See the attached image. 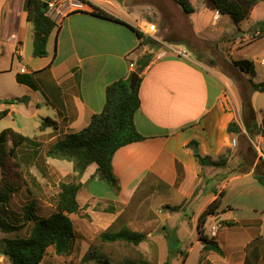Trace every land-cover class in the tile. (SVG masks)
<instances>
[{"label":"crops","instance_id":"0c3cea01","mask_svg":"<svg viewBox=\"0 0 264 264\" xmlns=\"http://www.w3.org/2000/svg\"><path fill=\"white\" fill-rule=\"evenodd\" d=\"M83 1L132 27L144 28L137 25L136 11H131L125 5L127 0ZM23 4L24 0H0V66L2 63L9 66V69H0V76L4 73L11 75L8 78L0 77V88L8 79L18 90L17 93L6 92L9 99L22 96L26 102L34 103V114H41L40 124L33 136L23 135L19 129H11L38 144L37 156L34 155L33 146L22 148L21 159L30 175L35 177L33 168L42 159L46 174H54L62 180L72 177L73 165L68 161L47 158V147L59 138L85 128L91 116L102 110L106 86L127 77L133 70L128 60L135 65L147 49L137 50L138 41L130 29L92 16L91 7L83 3L86 6L84 10L71 11L54 20L57 27L47 39L46 56L34 58L32 25L27 21ZM197 35L203 36L199 31ZM236 44L230 40L224 42L223 54L228 64L238 61L232 59ZM261 60L252 61L255 75L250 79L240 72L231 75L217 67H206L191 57L183 59L165 51L155 54L139 75L140 108L134 115V124L144 140L121 147L112 158L119 193L97 195L86 187L96 170V165L92 164L80 177L83 187L77 194L78 205L94 207L109 202L111 211L108 214L118 216L148 174L171 192L183 198L191 197L200 182L198 174L204 171L209 179L214 169L200 168L193 150L197 148L201 157L208 156L217 161L220 151L230 143L227 126L235 122L240 133L234 135L237 137L234 146L241 150L240 140L246 136L256 151V157L251 161L249 170L220 179L219 189H212L210 200H220L214 219L231 221L229 226L214 227L210 234L223 254L217 258L211 256L214 252H203L198 234L194 243L187 248L189 252L197 249V264H264V187L253 178L257 160H264V130L261 127L264 116L259 118L256 112L260 108L257 107V99L264 93H250V105L254 112L252 121L242 115L238 93V84H249V79L253 83L264 80ZM21 67H24V72H20ZM18 93L21 95H15ZM220 99L227 103L225 110L218 106ZM1 105L7 112L6 116L16 112L12 104L9 108ZM44 119L51 120L55 126L40 129ZM257 132V145H254L252 140ZM192 141L197 146L189 148L187 145ZM234 161L237 167L243 164L240 155L234 156ZM80 193L82 203L78 201ZM219 193H222L221 197ZM226 213L229 216L227 219L220 215ZM197 223L198 220L196 227ZM235 227L240 228L237 229L239 232L230 240V246L228 240H223V244L227 245L224 248L219 239L220 233ZM189 252H186V257Z\"/></svg>","mask_w":264,"mask_h":264},{"label":"rangeland","instance_id":"374dc122","mask_svg":"<svg viewBox=\"0 0 264 264\" xmlns=\"http://www.w3.org/2000/svg\"><path fill=\"white\" fill-rule=\"evenodd\" d=\"M189 1L195 11L191 16L183 14L172 0L126 1L125 5L131 11H136L138 26L145 28L149 24L155 25L157 29L154 37L159 48L151 52L148 49L146 53L150 52L154 56L162 51L173 53L172 50L184 49L189 55L188 58L191 57L206 67H217L231 75L238 71L224 59L222 48L224 42L230 40L237 43L235 46L237 49L233 51V60L260 62L264 58V2L256 0L257 3L250 7L247 18L240 25L235 26L228 16H220L215 20L214 11L206 7L203 0ZM241 6L244 9L249 8L247 3L241 2ZM100 7L107 8L105 5ZM198 31L203 36L197 35ZM8 67L2 63L0 69H9ZM1 76L8 78L11 75L4 73ZM1 86L0 103L8 108L12 104L16 112L0 120V132L4 129L15 128L19 129L23 135L33 136L41 121V114H34V103L26 102V98L24 102L9 99L6 92L17 93L18 90L17 86H12L8 79ZM238 93L241 101L246 99L250 93L249 84L246 82L238 84ZM257 107H260L256 110L257 116L262 118L264 116V94L258 97ZM226 132L230 137V143L223 147L217 159H224L226 164L223 167H213L210 174L212 178L209 179L205 177L204 171L200 172L198 174L200 182L191 197L183 198L171 192L164 185L154 182L151 185L139 187L126 207H122L123 210L118 216L108 214L111 211L109 202L96 204L94 207L88 204L79 206V212L70 217L75 236L69 253L56 256L53 249L48 248L41 264H123L139 260L150 264H197L199 259L197 249L193 248L189 252L187 246L194 243L196 239V222L203 212L202 209L212 202L210 200L212 189L218 190L219 180L235 174L238 169L240 171L249 170L247 165H251V161L255 159L251 153L254 148L246 136L244 140H240L241 150H237L235 147L237 137L231 136L227 130ZM256 135L252 140L254 145H257L259 132ZM233 140L235 146L232 145ZM23 150L19 149L14 154V161L6 162L5 169L0 167V185L10 183L19 188L7 204H0V219L19 229L9 233L0 232V240L27 238L33 223L25 221L24 214L27 212L25 208L33 207L32 211H28V217L30 213L37 218L49 216L55 210L59 183L71 181L70 176L59 180L54 174H46V170L42 175L37 167L33 168L35 174L33 177L21 159ZM236 155H240L243 159L240 167H237L234 161ZM21 165L24 172H27L22 173ZM1 174L4 176L1 177ZM86 187L97 195L112 192L107 183L98 179L88 182ZM78 201L82 203L81 193L78 195ZM166 205H179L181 209L170 212L164 208ZM220 215L225 219L229 217L227 213ZM230 223L231 221L222 222L210 216L205 221L203 232L210 238L214 227L229 226ZM121 227L143 233L146 238L137 246L124 242L103 243L100 241L99 236L102 232L109 229L116 231ZM237 229L240 228H230L220 233L219 239L224 248L226 244H223V240H228L230 246V240L239 232ZM226 249L228 250V247ZM88 252L95 253L93 257L98 260L83 261V257ZM186 252H189L187 257ZM211 256L219 258V255L215 253H211ZM0 264H10V261L0 256Z\"/></svg>","mask_w":264,"mask_h":264},{"label":"trees","instance_id":"16d2710c","mask_svg":"<svg viewBox=\"0 0 264 264\" xmlns=\"http://www.w3.org/2000/svg\"><path fill=\"white\" fill-rule=\"evenodd\" d=\"M80 2L87 4L83 0ZM185 15H191L195 11L189 0H172ZM206 6L218 12L220 16H228L235 26L243 22L248 14L250 7L256 5V0H203ZM241 2L247 3L248 9L241 6ZM264 2V0H258ZM41 0H24V11L27 14V21L32 25L33 34H39L38 41L33 40L32 56L34 58H43L46 56V43L50 33L57 27L55 22L46 16L47 9L42 8ZM91 7V15L101 20L122 24L130 29L137 41V48L158 49L159 44L149 38L144 37L140 30L129 24L119 20L114 15L87 4ZM264 24V23H263ZM147 47V48H146ZM147 52V51H146ZM148 52L143 54L135 62V68L130 71L127 77L114 81L105 88V101L102 110L91 116L89 124L82 130L67 134L59 138L55 143L50 145L45 152L47 158L64 160L71 162L73 165V175L70 182L59 183V192L57 193L55 210L49 216L37 218L32 213L27 216L28 211H32L33 207L25 208L27 212L24 214L25 221L33 223L30 234L24 239H2L0 240V256L7 258L10 264H41L48 248H52L56 256H63L69 253L75 233L72 226L70 215L77 214L80 207L77 202V194L83 187L80 177L88 166L95 164L96 170L87 181L95 178L107 183L114 194H118L120 190L119 182L112 170V158L116 151L126 145L141 142L144 137L139 134L134 124V115L140 108V98L138 94L141 83V75L145 68L152 61V54ZM128 63L132 62L128 60ZM231 66L238 72L243 73L252 79L255 75L254 65L251 60H238L231 62ZM135 72L139 78L133 90L129 88V79L131 74ZM17 79L19 77L17 76ZM249 79L250 93H264V80L259 83H253ZM250 93L248 97L241 102L242 115L254 120V112L250 105ZM17 102H24L25 98L15 99ZM14 100V101H15ZM6 111L0 113V119L6 116ZM55 126V123L49 119H44L40 125V129ZM264 130V118L262 126ZM227 131L231 136L240 133V129L235 122H230ZM9 143V145H8ZM35 148L34 155H38V144L27 137L15 133L11 129H4L0 132V167H6L8 160H13L17 149L23 147ZM189 148L197 146L195 141L187 145ZM254 158L256 152L253 150ZM198 166L201 167H223L226 162L224 159L213 161L210 157H201L200 154L194 155ZM14 161V160H13ZM252 165V164H251ZM251 165H247L248 169ZM36 167L43 175L45 166L43 160L36 162ZM240 167V165H239ZM5 169V168H4ZM21 169V168H20ZM19 169V171H20ZM241 172L239 169L236 173ZM23 173V172H22ZM4 174H1V177ZM229 176V175H228ZM226 176V177H228ZM253 178L261 186L264 187V160L259 158L253 170ZM2 179V178H1ZM154 182L160 183L151 175H146L140 183L139 187L151 185ZM161 184V183H160ZM137 188V190L139 189ZM19 188L12 184L0 185V204H7L11 196ZM136 190V191H137ZM136 193V192H135ZM222 193H219V197ZM220 207L219 198H215L201 213L197 223L198 241L202 245L203 252H214L222 255V250L217 242L212 238H207L203 232V226L208 217L218 213ZM170 212H176L181 206L164 207ZM86 217L85 215H83ZM17 226L11 225L5 220L0 219V232L9 233L18 230ZM103 243L124 242L137 246L141 244L146 235L136 231H131L126 227L119 230H106L99 236ZM95 253L88 252L83 261L98 260L93 257ZM123 264H150L144 260L137 262H127ZM167 264V263H165Z\"/></svg>","mask_w":264,"mask_h":264},{"label":"built area","instance_id":"2783aa9c","mask_svg":"<svg viewBox=\"0 0 264 264\" xmlns=\"http://www.w3.org/2000/svg\"><path fill=\"white\" fill-rule=\"evenodd\" d=\"M42 2L46 3V16L48 18H50L51 20H55L58 16L69 13L71 11H81L84 10L86 8V6L80 2L79 0H41ZM53 16V17H50ZM214 18L215 20H217L219 18V14L218 12H214ZM140 32L143 34L144 37H149L155 41L156 38L154 37V35L157 33V29L155 27V25H147L145 26V28H140L139 29ZM173 53L176 54L177 57L183 58V59H188V53L186 50L184 49H180V50H172ZM261 63L264 65V59L261 60ZM130 69H134V64L131 63L129 64ZM25 69L24 67H21L20 72H24ZM218 106L225 110L227 103L224 99H220L218 100ZM3 107L0 103V113L3 112ZM235 142H232V145L234 146ZM215 229V228H213Z\"/></svg>","mask_w":264,"mask_h":264},{"label":"water","instance_id":"95a60500","mask_svg":"<svg viewBox=\"0 0 264 264\" xmlns=\"http://www.w3.org/2000/svg\"><path fill=\"white\" fill-rule=\"evenodd\" d=\"M46 7H47V6H46V3H43V4H42V8H43V9H46ZM33 38H34L35 41H38L39 38H40V36H39V34L34 33V34H33ZM138 78H139V76H138V74H136L135 72H133V73L131 74L130 79H129V88H130V90H133V89H134V87H135V85H136V83H137V81H138ZM263 133H264V132H263ZM193 154H194V155L198 154V149H197V148H195V149L193 150Z\"/></svg>","mask_w":264,"mask_h":264}]
</instances>
